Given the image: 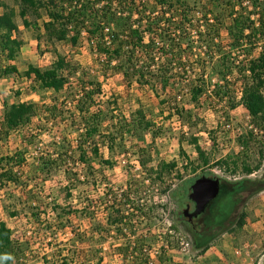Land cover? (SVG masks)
I'll return each instance as SVG.
<instances>
[{
  "label": "trees",
  "instance_id": "16d2710c",
  "mask_svg": "<svg viewBox=\"0 0 264 264\" xmlns=\"http://www.w3.org/2000/svg\"><path fill=\"white\" fill-rule=\"evenodd\" d=\"M143 1L148 3L139 5L136 0H13L15 5L12 6L0 0V9H3L0 15V79L18 74L17 67L13 63L17 61L25 46V42L20 37L22 31L18 19L21 20L25 30L34 33L38 47L43 45L44 40L52 45L69 40L76 46L85 33L86 39L93 44V51L104 58L101 64L104 76L108 73L122 75L129 86L132 87L135 83L142 91L149 88L155 93H158L155 87L158 81L163 80L162 90L165 91L170 81L169 76L175 75L180 79L189 78L187 74L191 72L195 75V67L199 64L203 69H208L210 66L214 69L215 65L226 67L230 56L223 51L222 27L227 20L230 46L233 49L244 48L248 56H252L253 49L258 47V56L237 67L238 77L235 82L228 80V74L232 71L227 67L225 72L218 73L222 77L223 84L218 82L213 85L211 81H205L203 76L197 77V82L194 81L190 87L189 102L186 104L179 100L175 102L173 110L182 125L191 130L200 119L194 116L193 110L187 108V105L199 106L201 100L211 93L218 103H225L230 111L236 110L239 106L248 111L252 129L246 134L245 140L254 138V128L264 132V0H208L212 5L211 10L202 3L203 0ZM140 7L142 10L139 9ZM211 13L214 14L212 20L208 18V14ZM200 14L201 18L197 23L204 24L205 30L197 32L198 38L195 42L198 44L196 48L198 52L193 54L192 57L195 60L190 63L192 53L184 48V46L192 47L190 44L192 41L189 38L191 33L187 25L194 22L196 16ZM55 55L49 66L39 68L31 65L25 73L28 78L37 82L38 87L52 93L49 103L9 104L4 101V117L0 120V140L7 142L12 135L20 134L23 130L26 131L23 143L27 144L33 140L31 137H38L45 128L54 129L61 125L64 130L72 127L82 132L77 146H71L65 137L61 142H55L53 154H42L35 160L33 171L38 178L35 180L27 178V182L22 180L21 172L25 171L23 170L25 166H30L27 163L28 150L19 149L12 155H2L0 157V190L8 184L28 189L34 181L40 180L45 183L55 174L63 171L70 183L60 186L59 189L64 193L66 200H71L74 199L73 191L77 185L86 183L97 187L94 161L98 160L101 165L111 166L110 160L105 159L101 153V145L107 146L109 151L113 152L117 145L124 142L128 133L142 136L155 128L156 124L154 120L148 119L142 113L131 114L130 120L120 115L117 120L114 115V109L118 107L117 99L113 103H107V110L100 108L93 112V106L98 104L97 99L103 94L98 78L94 77L84 82L83 80L89 78L82 67L67 61L58 52ZM79 74H82L80 79L83 82H80V89L74 91L72 79ZM193 78L196 77L193 76ZM237 85L240 87L239 98L234 88ZM14 94L20 96L19 92ZM161 103L165 104V101L162 100ZM34 118H38L40 123L32 126ZM157 137L159 132L153 133V139ZM198 141V136H192L189 143L194 145L203 163L208 164ZM144 152L141 150L138 154L139 162L144 169L150 171L149 175H152L151 170L147 168L148 162L143 155ZM77 159L87 167L84 179L78 178L74 172V165L78 163ZM222 163L219 162L218 165ZM175 167V163L161 164L160 169L155 172V177L162 179L164 173L171 174ZM244 172L251 175L253 170L246 165ZM70 176H75L73 184H71ZM151 181L153 183L155 180ZM246 182L247 180L237 183L224 182L219 197L211 203L209 210L215 212L219 209H230L231 211L234 206L232 197L241 191ZM35 189L43 193L44 187L36 184ZM28 193L30 199L34 201L35 190L32 188ZM49 195L52 200L50 204L36 201L37 204L28 208V220L32 228L40 227V230H44L52 238L54 229L63 230L71 225L70 217L77 212V209L69 204H58L53 193ZM111 195L113 200L108 206L111 209L107 220L108 225L123 223L128 225L130 217L122 212L123 202L129 199L127 192L112 191L109 194L112 198ZM223 197H227L228 202L220 203ZM4 209L11 218L20 216L17 206L8 207L5 203ZM87 210L88 206H85L80 214L89 213L90 219L95 223L94 232L108 234L109 231L102 227V224L97 223L96 213H90ZM139 210L141 217L150 223L151 210L147 209L146 212ZM246 221L247 213L242 212L238 221L232 227L223 229L222 233L243 231ZM206 225H213L209 218ZM143 233L144 231L138 234V241L134 247L137 253L134 264H148V255L143 252V248L147 246ZM96 238L93 233L88 240L81 239L84 243L87 241L90 243V248L85 249L87 252L82 251L86 259L80 255L79 251L73 253L70 260L67 256L60 254L57 257L59 261L50 260L44 253L43 263L73 264L75 261L78 264H85L86 260L95 258L91 243ZM191 238L194 249L200 253L207 249L212 239L207 237L198 240L192 236ZM24 239L15 237L13 229L5 221L0 222V264H28L26 250L30 242L28 243V238L26 241ZM48 245L52 246L51 242ZM118 251L123 256L131 253L128 246L120 247ZM97 261L101 264L103 259L98 258Z\"/></svg>",
  "mask_w": 264,
  "mask_h": 264
},
{
  "label": "rangeland",
  "instance_id": "374dc122",
  "mask_svg": "<svg viewBox=\"0 0 264 264\" xmlns=\"http://www.w3.org/2000/svg\"><path fill=\"white\" fill-rule=\"evenodd\" d=\"M2 1L12 6L15 5L13 0ZM136 2L139 5L148 3L143 0H136ZM202 3L208 10H211L212 5L208 0H203ZM116 7L114 6V8ZM139 9L142 10L141 7ZM2 13L3 9H0V14ZM208 15L210 20L214 18V14ZM200 18L201 14L196 16L194 22L187 25L188 31L191 33L189 38L192 41L190 42L192 47L184 46V48L189 49L188 52L192 53L190 63L195 60L192 57L193 54L198 52L196 50L198 44L195 42L198 38L197 32L205 30L204 24L197 23ZM18 22L22 31L20 37L25 42V46L17 61L13 63L17 67L18 74L11 75L7 79H0V119L3 118V101L9 104L16 102L49 103L52 93L38 87L37 82L28 78L25 73L31 65L39 68L49 66L56 57L55 53L58 52L67 61L83 68L82 70L88 74L89 78L83 80L84 82H88L94 77L98 78L103 94L97 99L98 104L93 106V112L100 108L107 110V103H113L117 99L118 107L113 108L117 120L120 115L130 120L131 114L140 115L142 113L148 119L154 120L156 124L155 128L142 136L128 133L124 142L117 145L113 152H110L107 146L101 145V153L105 159L110 160L111 166L101 165L98 160L94 161L93 167L97 171V187L89 186L86 183L77 185L73 191L74 199L66 200L64 193L59 189L60 186L70 183L63 171L55 174L52 179L45 183L40 182V180L34 181L28 189L13 184L1 187L0 222L5 221L13 229L15 237L25 238V241L28 238L27 241L30 242L26 250L28 264H44L42 259L44 253L49 256L50 260L56 261L57 259L59 261L60 259L57 257L60 254L67 256L70 260L73 253L79 251L81 253L79 254L86 259V255L82 254V251L87 252L85 249L90 248V243L88 241L84 243L81 239L86 238L88 240L93 233L97 237L91 243L95 258L90 261L86 260L85 264H100L97 261L98 258L103 259L101 264H134V260H136L134 247L138 241V234L145 230L149 231L146 245L149 253L156 257V264L168 261L172 263L174 258L192 259L197 255V252L193 247L190 234L181 226L179 216L183 208L182 205L191 193L192 184L202 176H216L222 184L247 180L241 191L232 197L235 212L231 224L225 229L232 227L238 221L241 213L246 212L247 227L245 231H236L235 235L244 236L248 233L251 238H258L255 247L248 246V248L252 249V252H255L262 259L261 264H264V191L258 194L260 187L258 186V178L264 174V132L254 128V138L245 140L246 134L250 133L252 129L248 111L242 106L230 111L225 103H218L211 93L201 100L199 106L187 105V108L193 110L194 116L200 119L191 130L182 125L173 110L175 102L179 100L186 102V104L189 102L190 87L194 81L197 82V77L203 76L205 81H211L213 85L218 82L223 84L222 77L218 73L225 72L227 67L232 71L228 74V80L235 82L238 77L237 67L245 64L249 59L257 57L258 47L253 49L252 56H248L244 48L233 49L230 46L227 30L228 21L226 20L222 27L223 51L230 56L227 59L226 67L222 68L221 65H215L214 69L213 66L203 69L199 64L195 67V75H192L191 72L187 74L190 76L189 78L180 79L175 75H173L174 77L169 76L170 81L165 91L162 90L163 80L158 81L155 83L158 93H155L149 88L142 91L135 83L132 87L129 86L122 75L108 73L104 76L101 71L104 58L93 51V44L86 39L85 33L80 37L76 46L72 45L69 40L53 45L44 40L43 45L38 47L34 33L25 30L20 19ZM178 72L180 71L178 70ZM80 78H82V74L72 79L74 91L80 89V82H83ZM234 88L239 98V85ZM14 92H19L20 96H16ZM162 100L165 101V104L161 103ZM39 123V119L34 118L32 126ZM60 126L58 125L54 129L45 128L38 137H31L33 140L27 144L23 143L26 136V131L23 130L20 134L12 135L7 142L0 140V157L7 154L12 155L19 149H27V163L30 168L27 166L23 168L25 171L21 172L23 174L22 180L24 182H27V178L35 180L38 178V175L33 171L36 158L42 154H53L55 142H61L65 137L71 146H77V141L82 132L72 127L64 130V127ZM155 132H159V137L153 139ZM192 136H198V145L207 158L208 164L203 163L194 145L189 143ZM141 150L145 151L143 155L147 159V168L151 170L152 175H149L150 171L144 169L139 162L138 154ZM77 162V165H74V172L78 178L84 179L87 167L78 159ZM219 162L223 163L218 165ZM172 163H175L176 167L171 174L164 173L162 179L155 177V172L160 169L161 164ZM246 165L252 168L253 173L251 175L244 172ZM70 177L71 184H73V177L75 176ZM150 178L155 181L152 183ZM36 184L44 187L43 193H40L39 189H35ZM32 188L36 195L34 201L30 199L28 193ZM112 191L114 193L125 191L128 194L129 199L126 202L122 201L124 203L122 212L130 217L128 225L125 223L108 225L107 220L111 213L108 206L112 204L111 200H113V196L111 195V198L109 194ZM49 193H53L58 204H69L77 209V212L74 213L76 215L73 214L70 217L71 225L63 230L58 229L56 231L54 229V233L51 232L54 234L52 238L44 230H40V227L32 228L28 220V208L31 205L37 204V202H46V204L52 202ZM225 202H228L227 197L220 200L222 204ZM5 203L8 207L13 206L15 208L17 206L20 210V216L11 218L4 209ZM85 206H88L87 212L96 213L97 223L102 224V227L109 231L108 234L94 232L95 223L90 219L89 213L80 214ZM133 208L134 211L132 212L131 209ZM139 209L144 212L147 209L151 210L152 219L150 223L142 224L139 220L142 218ZM169 227L175 231L173 235L169 233ZM181 238L190 243L189 255H185L181 251ZM49 242L52 246L48 245ZM243 242L241 241V244ZM161 244L166 245V247L159 249ZM125 246H128L131 252L128 256L120 255L118 251L120 247ZM158 250L161 251L160 255L155 253ZM73 264L78 263L74 261Z\"/></svg>",
  "mask_w": 264,
  "mask_h": 264
},
{
  "label": "crops",
  "instance_id": "0c3cea01",
  "mask_svg": "<svg viewBox=\"0 0 264 264\" xmlns=\"http://www.w3.org/2000/svg\"><path fill=\"white\" fill-rule=\"evenodd\" d=\"M4 111L5 108L3 117ZM246 227L245 225L243 231H245ZM241 241H244L243 244H241ZM257 243L258 238L253 239L248 236V233L244 236L235 235V233H222L215 235V237L212 236L204 252L200 253L195 249L197 255L192 259L174 258L172 263L168 261L159 264H261L262 259L255 252H252V249L248 248V246L255 247Z\"/></svg>",
  "mask_w": 264,
  "mask_h": 264
},
{
  "label": "flooded vegetation",
  "instance_id": "af4514ba",
  "mask_svg": "<svg viewBox=\"0 0 264 264\" xmlns=\"http://www.w3.org/2000/svg\"><path fill=\"white\" fill-rule=\"evenodd\" d=\"M258 186H260L258 189V194H260L264 191L263 188L264 174H261L259 176ZM221 187H222V183H221ZM210 205L208 206V208L205 210L204 213L200 214L197 217L192 216V214L195 212L196 206L195 203L189 199V196L187 201L184 203V205H182L183 208L181 209L180 212L179 221L181 222L182 226L186 228L187 232H189V234L195 239L197 238L199 240V239L222 234L221 233L222 230L225 229L228 225H230L233 220L232 218L235 212L234 208H232L231 211L230 209H223V210L219 209L215 212H212L209 210ZM186 210L188 211L185 213ZM208 218L213 225L210 226L206 225V221Z\"/></svg>",
  "mask_w": 264,
  "mask_h": 264
},
{
  "label": "water",
  "instance_id": "95a60500",
  "mask_svg": "<svg viewBox=\"0 0 264 264\" xmlns=\"http://www.w3.org/2000/svg\"><path fill=\"white\" fill-rule=\"evenodd\" d=\"M221 189V180L216 177L202 176L191 186L189 199L195 203L196 209L192 216L204 213L211 202L217 199ZM188 210L185 211V213Z\"/></svg>",
  "mask_w": 264,
  "mask_h": 264
},
{
  "label": "built area",
  "instance_id": "2783aa9c",
  "mask_svg": "<svg viewBox=\"0 0 264 264\" xmlns=\"http://www.w3.org/2000/svg\"><path fill=\"white\" fill-rule=\"evenodd\" d=\"M131 211L133 212V211H134V208L131 209ZM135 213H137V212H135ZM139 220L142 222L143 225H145V224L147 223V221H146L143 217H142L141 219H139ZM170 227H171V226H170ZM170 227H169V229H170V230H169V233L173 235V234L175 233V231H174L172 228H170ZM143 235H144L145 238H147V237L149 236V235H148V231L145 230L144 233H143ZM180 245H181V251H182L185 255H189V252H190V243H189L188 241H186L184 238H181V243H180ZM162 247L165 248L166 245L161 244V245L159 246V249H161ZM143 252H144L145 254L148 255V264H156L157 259H155L156 257L149 253L147 246L143 248ZM155 253H156L157 255H160V254H161V251L158 250V251L155 252ZM135 256H137V253H135Z\"/></svg>",
  "mask_w": 264,
  "mask_h": 264
}]
</instances>
